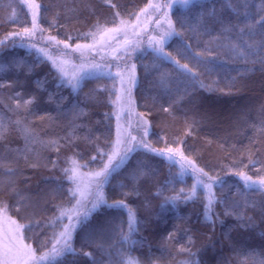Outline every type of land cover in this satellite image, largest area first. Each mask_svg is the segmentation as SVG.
Returning <instances> with one entry per match:
<instances>
[{
	"label": "trees",
	"instance_id": "obj_1",
	"mask_svg": "<svg viewBox=\"0 0 264 264\" xmlns=\"http://www.w3.org/2000/svg\"><path fill=\"white\" fill-rule=\"evenodd\" d=\"M35 2L40 5L36 36L21 40L10 37V33L31 27V9L24 0H0V41H3L0 44V85L4 86L0 87V119L8 128L5 138L0 140V159L5 163V167L0 168V208L7 205V211L0 213L19 224L40 221L39 225L33 223L30 229L23 230L24 241L37 255L51 247V237L60 230V224L55 227L45 224L58 214L56 205L70 206L67 189L72 184L65 179L62 170L70 166L73 157L80 164L87 162L88 166L80 169L84 174L102 166L101 157L110 151L116 138L118 107L112 101L120 95V79L115 76L117 66L128 77V82L132 65H135L136 80L130 92L134 101L131 114L125 106V114L131 118L120 115L119 123L125 122L124 129L139 138L137 117L143 113L150 123L146 139L152 147H181L205 172L219 176L221 182L214 185L215 211L220 214L219 219L213 218L214 226L204 219L206 190L199 186L196 198L165 204L164 197L178 194L181 189L187 192L196 185V176L190 170L181 176L178 164L137 149L112 174L103 191L109 203L125 200L135 210L138 231L132 234L131 241H120L118 229L128 230L127 210L102 206L91 216L89 227L105 230L96 243L102 242L107 250L97 249L95 243L85 246L88 228L77 229L73 246L78 251L92 252L96 264H116L121 252L135 258L138 264H264V192L245 187L236 175L239 171L253 178L264 175V66L243 62L230 51L227 40H214L221 33L220 25L209 22L206 32L198 23L201 14L207 19L213 9L233 22H236V14L222 9V0H197L187 7L179 0H171L173 6L169 12L182 35L169 39L164 52L194 68L205 85L216 81L217 88L224 91L201 88L191 74L180 72L154 50L149 44V34L135 39L132 35H136L138 28L127 32V39L139 41L127 54L118 50L122 41L108 39L103 46L112 51V56L102 55L99 50L82 56L83 60L92 57L93 63L100 64L103 70L85 76L74 89L61 81L51 61L37 49H48L52 56L67 58L79 65L82 61L73 49L76 44L94 42L92 36L86 34L96 30L97 21L107 28L117 27L120 18L135 24L149 0ZM250 4L251 11L258 12L264 7V0H250ZM156 17L160 19V13ZM163 26L166 27L165 22ZM48 36L67 41L72 49H64L62 45L57 48L46 40ZM119 37L125 39L124 33ZM32 44L37 47H31ZM113 49H117L115 55ZM201 52L202 57L194 58L195 53ZM162 73L169 74L167 87L160 84ZM230 82L235 86L226 87ZM124 95L122 103L126 104L128 83ZM32 96L36 101L29 111L15 109V100L23 104ZM169 105L171 115L162 111ZM46 114L52 119H39ZM17 119L30 121L43 139L58 140L59 152L54 147L38 148V156L27 153L25 160V141L12 125ZM186 121L189 124L196 121L188 135H185ZM176 137L184 143H175ZM93 156L95 160H91ZM103 158L106 160V156ZM32 164L38 166L32 167ZM144 165L151 173L137 182L133 174ZM8 167L14 172L9 173ZM81 179L87 183L88 177L84 175ZM134 185L139 195L134 193ZM159 190L162 195L158 194ZM20 196L27 199L21 202ZM225 211L235 214L225 215ZM182 248L190 249L191 254L181 251ZM74 262L93 264V259L68 254L57 264Z\"/></svg>",
	"mask_w": 264,
	"mask_h": 264
},
{
	"label": "snow or ice",
	"instance_id": "obj_2",
	"mask_svg": "<svg viewBox=\"0 0 264 264\" xmlns=\"http://www.w3.org/2000/svg\"><path fill=\"white\" fill-rule=\"evenodd\" d=\"M184 6H191L197 3V0H179ZM24 4L31 9V27H24L21 31H14L10 33L11 36L20 37L23 40L27 37L31 40L36 36L38 30L37 17L39 15L40 5L35 2V0H24ZM173 6L171 2H153L149 0V3L144 9H141V13H147L149 9L153 12L160 13V19L156 21L159 25L161 20L165 21L166 27L162 30L161 34L158 37H152L149 40V44L154 48V50L161 54L165 59L173 63L177 70L185 74H191L192 78L199 83L201 88H206L208 91H224V89L217 88V82L213 81L210 85H205L202 80H199V74L194 68H190L188 64L180 63V60L176 59L171 55V53L164 52V45L171 39L173 36H181L182 33L176 30L175 24L171 21L169 17V12ZM114 7V5H113ZM222 9H230L232 13H235V20L233 22L231 19L224 17L223 15H218L217 11L213 9L207 14V19H205L204 14L200 15L198 23L204 31H208L209 22L212 24H218L221 27V33L219 36L214 37V40H227L228 47L232 53L235 54L237 58L242 60L245 63L256 64L259 63L261 66H264V7H262L258 12L251 11L250 0H222L221 3ZM119 17V13H116ZM259 15V19H257ZM137 21H139V16H137ZM137 25L129 24L128 21L123 18L119 19V25L114 28H107L104 25L100 24L97 21L96 30L90 32L86 35H90L93 38V44H76L73 51L81 52L83 55L84 50L95 51L96 45L105 43V37L108 36L109 39H115V36L124 33L125 39L120 45L124 49V53L127 54V45L131 42L127 40V32L130 28L135 29ZM41 32L42 29H39ZM109 34H113L109 36ZM138 34V33H136ZM99 35V40L96 39ZM259 37V39H256ZM69 40L72 39L71 36L68 37ZM47 41H50L52 45L63 46L64 49H72V45L67 43V41L58 40L55 36H48ZM251 41V42H249ZM3 41H0L2 44ZM31 47H37V45L32 44ZM187 47V45H186ZM40 53H42L48 60L51 61L52 65L56 68L60 75L62 82L70 85L72 88H78L80 82L85 78V76L92 74L96 71H102V66L98 63H81L76 65L71 63L68 60L63 59L62 57H54L50 54L48 49L38 48ZM207 50V49H206ZM117 49H113V54ZM204 53H195L194 58L202 57ZM120 57H117L119 59ZM199 63V60H197ZM105 67H108L107 65ZM135 65H132V70L129 73L128 81V98L126 104L122 102L125 100V89H124V75L119 70L117 66V72L115 73L116 77H119L121 83L120 95L116 97V100L112 101L113 104L117 105L119 111L117 113V126H116V138L111 143L110 151L103 154L102 166L94 171H90L87 174L80 172L81 168L88 166L87 162L80 164V162L75 158L70 159V166L64 168L62 171L64 173L65 179L72 184V187L67 189L69 204L70 206L65 205H56L57 215L49 218L45 226L51 225L55 227L57 223L60 224V230L54 232L51 237V247L47 248L42 254L37 255L36 250L32 248L31 245L24 242L23 230L25 228H31L33 223L39 225L40 221H30L28 224H19L17 221L9 217V222L14 227L5 230L3 233H0V264H57L58 261H61L63 257L68 254L73 256L82 255L89 259H93V264H96L93 253L84 251L80 249L79 251L73 246V238L77 229L88 228V232L85 236V246H90L95 243L97 249H105V245L100 242L96 243L97 240H100L104 235L105 230L103 228L93 229L89 227V220L94 212H97L102 206H106L110 209H126L127 210V232L124 231L122 227L118 229L117 235L120 238V241H131V236L134 232L138 231L137 224L138 220L136 217L135 210L129 206L125 200H114L111 203L105 197L103 188L104 185L109 181V178L114 172L121 168L124 162L129 158L130 154L136 151L137 149H144L148 152L155 153L158 156L165 157L168 161L176 163L179 165L180 173L179 175H184L187 171H191L196 176V185H193L191 189L185 192L184 189L180 190V193L164 197V203H175L178 200H192L197 197V186L206 190V197L204 203V219L213 224L215 220L219 219V213L215 211L216 196L214 192V185L220 183L219 176H213L205 172L203 168H200L195 160L186 156L181 147L166 146L163 148L152 147L151 144L147 141L148 129L150 123L144 118L143 113L138 114V127L141 131V135L138 138L135 135H132L127 129H122L119 120L120 113L123 112L124 107L127 106L129 109V114H131L132 108L131 105L134 101L131 100V87L135 83L134 77ZM170 79L168 73H162L160 77V84L164 87H167L168 80ZM234 83H229L226 85L228 88L234 87ZM0 87H4L0 85ZM115 87V85H113ZM19 95V94H17ZM36 101V97L32 96L27 100H24L23 104L19 99L15 100V109L23 110L25 112L30 110V106L33 105ZM171 105L169 107H163L162 111L169 113L171 115ZM52 119V117L45 116L39 117L40 120ZM196 121H193L191 124L187 123L186 127L187 132L185 135L191 134L195 127ZM15 130L22 136L25 141V160L28 159L27 153H35L39 155L37 151L38 148H55L57 152L60 150L59 141L55 139H43L40 134L31 126V122L27 120L17 119L12 121ZM8 128L5 125L4 121L0 119V140L5 138V133ZM78 138V137H74ZM87 139V137H84ZM163 140L164 138L161 137ZM175 143L182 145L184 143L183 139L176 137L174 140ZM167 144V141L165 140ZM102 151V150H101ZM106 156V160L103 158ZM96 157H91V160H95ZM32 167H37L38 164H32ZM5 163L0 159V168H4ZM55 167V163H53ZM7 171L13 173L14 169L8 167ZM151 173V169L144 165L139 168L134 174L133 179L139 181L142 177H147ZM87 175V183H84L81 179L82 176ZM236 175L241 178L244 182L245 187L257 189L264 192V175H258L256 178L249 175L247 172L239 171L236 172ZM123 187V186H122ZM15 192V188H13ZM134 193L139 195V192L135 190ZM19 195V193H16ZM158 194L162 195V190L158 191ZM183 194V195H181ZM125 196L129 193H124ZM27 198L20 196V201L24 202ZM223 203V201H220ZM163 207V205H161ZM7 205H4L3 208H0V212H6ZM19 211V208H17ZM235 213L230 211H225V215H234ZM242 218V217H241ZM67 220V223L64 221ZM222 222V221H221ZM245 219V223H247ZM243 226V225H241ZM171 237V234H170ZM111 247V246H109ZM107 250V249H105ZM181 251H188L191 254L190 249H181ZM194 255V254H193ZM75 264V262H74ZM116 264H138V261L127 255L126 253H119V260L116 261Z\"/></svg>",
	"mask_w": 264,
	"mask_h": 264
},
{
	"label": "rangeland",
	"instance_id": "obj_3",
	"mask_svg": "<svg viewBox=\"0 0 264 264\" xmlns=\"http://www.w3.org/2000/svg\"><path fill=\"white\" fill-rule=\"evenodd\" d=\"M154 2H159V0H154ZM159 13H156V12H153L151 9H149V11L147 13H143L141 15V17L139 18V21H136L135 22V25H137V27L135 29L138 28V32L136 31V33L138 34H134L133 33V37H135V39H139V36H144L145 34H149L150 38L152 37H158L160 34H157V32L160 30L162 32L163 29H165V27L163 26V23L165 22L164 20H161L160 21V24L158 25L156 23L157 20V17ZM160 18V17H159ZM132 30V29H131ZM141 30V31H140ZM156 30V31H155ZM134 31V30H133ZM113 35V34H111ZM110 36V34H109ZM128 36V35H127ZM109 39L108 36L105 37V41H107ZM134 38L133 39H127L128 41H130L131 43L129 45H127V51L132 48L134 46L135 43H138L139 41L138 40H135ZM99 40V38L97 39ZM141 40V39H140ZM114 41L116 42H123L124 39H122L121 37H119V34L115 36V39ZM94 42L92 43H89V44H93ZM88 44V43H86ZM83 45V44H82ZM104 45V44H103ZM101 45V44H97L96 45V50H99L102 53V55H108V56H112V51L109 52L107 51L106 48H104V46ZM102 47V48H101ZM101 48V49H100ZM118 50H123V48L121 47H118ZM89 54V50H84L83 52V55L81 54V52H78L77 51V56H79L80 60L82 61V63H93V60L91 59L92 55L90 56L91 58H86L85 60L81 59L82 56L83 57H86L88 56ZM67 60V58L65 59ZM131 72V71H130ZM124 75V74H123ZM134 77H135V74H134ZM126 78V79H125ZM127 80H128V77L125 75L124 76V89L126 88L127 86ZM135 80H136V77H135ZM126 81V82H125ZM120 89H121V83H120ZM125 109L126 107H124V110L123 112L120 113V115H124L126 118H131L130 115L127 117V115L125 114ZM119 109H117V113H118ZM138 118V117H137ZM121 124V127L122 129H124L125 127V122H120ZM14 227V225H11L10 222H9V217L8 215H6L5 213H0V233H3L5 230L9 229V228H12ZM25 242V241H24ZM26 243V242H25ZM27 244V243H26Z\"/></svg>",
	"mask_w": 264,
	"mask_h": 264
}]
</instances>
